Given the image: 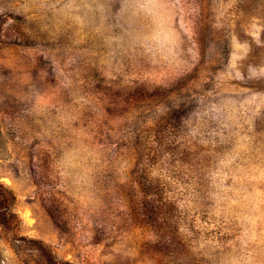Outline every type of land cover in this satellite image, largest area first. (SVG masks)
<instances>
[{
  "label": "rangeland",
  "instance_id": "obj_1",
  "mask_svg": "<svg viewBox=\"0 0 264 264\" xmlns=\"http://www.w3.org/2000/svg\"><path fill=\"white\" fill-rule=\"evenodd\" d=\"M0 264H264V0H0Z\"/></svg>",
  "mask_w": 264,
  "mask_h": 264
}]
</instances>
